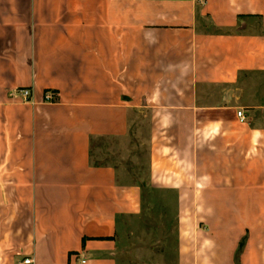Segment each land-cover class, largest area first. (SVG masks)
Returning a JSON list of instances; mask_svg holds the SVG:
<instances>
[{
  "label": "crops",
  "instance_id": "0c3cea01",
  "mask_svg": "<svg viewBox=\"0 0 264 264\" xmlns=\"http://www.w3.org/2000/svg\"><path fill=\"white\" fill-rule=\"evenodd\" d=\"M148 227L264 264V0H0V264H146Z\"/></svg>",
  "mask_w": 264,
  "mask_h": 264
},
{
  "label": "rangeland",
  "instance_id": "374dc122",
  "mask_svg": "<svg viewBox=\"0 0 264 264\" xmlns=\"http://www.w3.org/2000/svg\"><path fill=\"white\" fill-rule=\"evenodd\" d=\"M144 258H146V264H152L153 261L152 258L153 256L152 255H158L159 251L160 250H157L154 251V246H148L151 245L152 243H155V241L160 237L158 236V232L157 231H153L151 228H144ZM150 247H153V248H150ZM159 249V248H158ZM161 253V252H160ZM161 254H164V253H161Z\"/></svg>",
  "mask_w": 264,
  "mask_h": 264
},
{
  "label": "built area",
  "instance_id": "2783aa9c",
  "mask_svg": "<svg viewBox=\"0 0 264 264\" xmlns=\"http://www.w3.org/2000/svg\"><path fill=\"white\" fill-rule=\"evenodd\" d=\"M11 96H17L20 97L24 102H28L30 99V91L27 89H21L11 94ZM45 100L49 102H55L56 99L54 97V94L52 93H46L45 94ZM238 118L241 122L245 121V117L243 116L242 112L237 113ZM23 264H33L31 260H24ZM80 264H86V261L82 260Z\"/></svg>",
  "mask_w": 264,
  "mask_h": 264
}]
</instances>
